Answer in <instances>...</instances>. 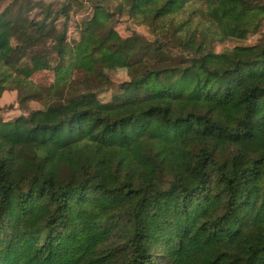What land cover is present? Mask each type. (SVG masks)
<instances>
[{"label": "trees", "instance_id": "obj_1", "mask_svg": "<svg viewBox=\"0 0 264 264\" xmlns=\"http://www.w3.org/2000/svg\"><path fill=\"white\" fill-rule=\"evenodd\" d=\"M86 1L43 108L0 118V264H264V37L212 50L255 32L264 0H121L116 12L161 34L153 41L122 39L106 0ZM0 7V89L34 99L39 88L4 55L34 30L19 50L40 58L50 40L62 58L55 20L67 13L43 0ZM35 9L41 18L25 16ZM188 24L174 56L167 39ZM103 66L127 77L107 103ZM71 71L82 89L62 99Z\"/></svg>", "mask_w": 264, "mask_h": 264}, {"label": "rangeland", "instance_id": "obj_2", "mask_svg": "<svg viewBox=\"0 0 264 264\" xmlns=\"http://www.w3.org/2000/svg\"><path fill=\"white\" fill-rule=\"evenodd\" d=\"M121 0H106L103 5L107 11L111 14V20L108 23V27L112 28L122 39H125L132 34H138L144 36L149 41L161 38V34H154L147 27L143 25H138L131 18L126 15H119L116 12V7ZM45 6H51L53 14L59 12L58 9L64 7L67 13V18L58 16L55 20V26L57 28V33L62 30L65 32V43L63 44V57L58 58L55 54L54 43L50 40L45 42L44 50L45 54L40 58H34L29 54H25L19 50L21 44L28 38L35 35V31L28 30L22 36L16 37L10 40V45L6 50L4 55V60L12 71L27 75L29 81H31L40 90L41 95L32 99V94L23 91V98L20 99L19 92L15 90L0 89V118L3 120H12L20 116H26L29 112L33 110L42 109L45 102L48 100L47 94L54 89L57 80V74L54 68L59 63L60 68L66 67L71 62L72 47L78 42L82 34V25L84 22L89 20L91 16V6L86 0H43ZM201 9L200 4L190 5V9L195 8ZM2 8L0 7V12ZM190 12H185L187 14ZM182 14L177 18L176 22H181L178 20H183L187 16ZM200 13L197 12L193 15L195 21L201 20ZM40 13L39 10L35 9L26 13L25 16L30 19H38ZM43 18V17H42ZM177 27L170 33V38L167 42L172 48L168 51L174 56L179 53L177 48L181 46L184 40L191 34L192 26L185 25L182 29ZM264 37V21L261 23L260 27L246 37L244 41H225L217 42L212 44V50L215 53H221L225 50H230L235 45H252L255 44L259 39ZM181 52V51H180ZM183 54V53H179ZM185 55V54H183ZM10 70V69H9ZM102 70L106 72V75L112 80V86L108 88L101 89L97 92L98 99L107 103L111 100L114 95L121 94L123 88L121 85L126 80V71L122 68L103 66ZM82 74L76 71H71L69 75H63V80L73 81V86L76 89L70 90L65 87L62 90L60 97L65 99L71 93H75L76 90L82 89L77 87ZM78 82V83H77ZM33 91H31L32 93Z\"/></svg>", "mask_w": 264, "mask_h": 264}]
</instances>
